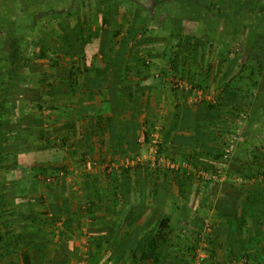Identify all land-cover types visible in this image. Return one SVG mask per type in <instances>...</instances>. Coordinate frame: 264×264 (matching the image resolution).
<instances>
[{
    "label": "crops",
    "instance_id": "0c3cea01",
    "mask_svg": "<svg viewBox=\"0 0 264 264\" xmlns=\"http://www.w3.org/2000/svg\"><path fill=\"white\" fill-rule=\"evenodd\" d=\"M61 1L63 3L67 1V4L63 5ZM249 1H254L251 5L253 9L256 4H259V7L255 9L259 13L257 14L259 18L253 25L262 27L264 25V0L263 3L259 2L261 0ZM74 4L75 0H0V20L14 24L16 28H20L19 32L22 34L29 32L34 37L32 38L34 42L37 43L35 44L37 49L38 43L45 45L50 49L49 57L59 56L65 63L68 56L62 52V49L54 48L53 45L57 44L62 34L59 27L63 24L74 27L76 22L72 19H57L56 16L71 12L74 10ZM131 8L128 10L132 11ZM39 11H46L47 14H40ZM148 12L150 16L156 15L159 19L160 16L162 17V4L160 9L156 10V14ZM126 16L125 27L127 29L137 24L131 25L130 14L126 13ZM47 17L50 20L48 25L53 28L43 34L38 27L40 21ZM122 17L120 16L119 19ZM190 17L193 18V15ZM154 24L153 20L149 23V27L152 28ZM99 25V22L93 24V32H96ZM11 40L7 31L0 28V44H6L5 51L2 52L4 58V53L9 52L8 44ZM96 41L98 46L102 47V40ZM244 41L247 40L244 39ZM93 51L88 50L87 54L92 56L100 52V50ZM117 51L115 49V52ZM26 58L30 59V56ZM46 62L47 68L38 65V63ZM33 63L34 61L30 66L22 69V74H25L27 78L25 82L22 81V77L19 78V85L12 84L7 68L0 67V123L4 124L0 126V235L3 237L0 264H25L27 261L29 264H56L58 260L55 257H58V250H63L68 245L59 240H64L65 235L75 234L74 230L77 227L82 230L84 225L91 227L90 230L94 231L95 236L98 235L94 237L95 242L92 249L96 252L97 246H101L99 255L102 256L101 260L107 257V251L112 252L110 264H159L155 256L162 249L168 253L167 257L161 260L162 264H184L180 256L194 247L195 233H198L200 226L207 220H210L214 227L211 229L213 238L211 249L214 252L212 263L264 264V191L256 196V204L244 211L245 206L242 204L246 202V193L240 197L235 188L238 190L243 187L251 189L256 186L252 184L253 182H248L243 178L241 181L245 183H233L231 180L234 177L233 173L238 174L241 171L238 166L241 165L238 154L241 150L231 161L234 167L228 164V175L231 181H223L222 185L217 187L216 184L210 186L205 181L206 185L186 181L188 186L186 185L183 191H180L176 181L162 180V187L164 188L163 185L166 183L167 186H165L168 188L162 198V214L171 218L172 227L171 237L164 243L156 235L160 216H155L149 204L152 200L151 195L146 194L145 197H141L127 193L125 198H114L104 191L110 182L108 177L103 175L101 164L105 160L113 161V157L117 163H123L127 161L124 157L142 151L140 150L141 145L137 148L135 141H142L144 135L138 129L135 130L136 121L133 117L135 116L138 124L141 125L146 121V116L143 118L142 114L139 116V109L137 114L136 111L122 113L119 106L113 109L110 104L114 94L120 101L128 98L131 89H136L134 84L138 79L134 77L135 69L132 68L131 71L124 73V66H113L111 74L116 78V82L110 83L104 78V82L99 83L97 80L103 77L95 78V70L96 68L101 69L102 66L96 65V68L90 69L89 78L81 81L74 93L70 91L69 83L65 79V73L69 71L65 65L48 66L49 59L35 60V64ZM44 74L57 77L59 82L51 87L42 84L39 82V76ZM118 78H121L120 82ZM142 86L158 92L155 99L157 98L156 102L162 106L163 100L160 95L162 81L158 80V83L153 86L150 84ZM150 94L149 89L139 95V104L143 109L151 102ZM38 105L44 107L42 112L39 111ZM50 106L55 109L49 113L46 108ZM201 107L184 108L182 118L185 124L190 123V130H183L180 133L183 135L182 138L189 139L191 144L179 145L180 147L177 145V147L181 149V153H198L197 156L209 153L213 161L214 155L221 152L219 140L226 136L227 130L208 133L209 131L205 132L203 128L207 122L211 123L210 120L215 122L213 126L218 122H223L230 127L232 120L225 112L216 113L214 111L211 115ZM69 111L73 113H68ZM156 115L162 117V123L167 126L178 122V118L174 120L175 111L169 114L160 111V114ZM220 116H222L221 120ZM140 129L144 131L143 128ZM166 132L168 131L164 130V134ZM180 133L173 131L171 140L175 141ZM168 135L164 137L170 142ZM197 139L200 141H196ZM61 140H66L68 145L71 143L75 147L76 154L94 157L100 164L95 177H90L95 173L93 166L83 168L80 163L76 164L77 162L73 160L76 159L72 155L73 152L70 153L71 148L53 149V144ZM55 151L58 153L55 154ZM261 151L259 150V155H255L261 156ZM59 153L63 156L58 155ZM10 157H13L14 161L11 162ZM15 160H17L16 163ZM209 160L210 158L207 159ZM62 161H64L63 165L78 168L77 178L69 176L64 179L50 180L46 173L35 177V172L38 170L45 172L54 167V164L60 165ZM17 163H20V166ZM83 174L88 175L89 178L83 180ZM87 180L91 187L100 188L103 193L99 196L88 193L85 183ZM19 181L25 184L23 189H18L16 183ZM159 183L161 184V181ZM174 185L175 197L171 195V188ZM203 187L207 189L208 194L204 195L205 188ZM88 202H93L94 212L87 210ZM138 207L141 209L138 210ZM88 218H90L89 222ZM189 231L188 236L191 238L183 236L182 232ZM137 234L139 235L135 237ZM134 238H137V244L126 255L118 257L117 254L129 242H133ZM132 252H137V260L132 256ZM148 253H150L149 256ZM68 260L69 258L67 260L64 258L66 264L71 261ZM108 262L107 260L106 263Z\"/></svg>",
    "mask_w": 264,
    "mask_h": 264
},
{
    "label": "rangeland",
    "instance_id": "374dc122",
    "mask_svg": "<svg viewBox=\"0 0 264 264\" xmlns=\"http://www.w3.org/2000/svg\"><path fill=\"white\" fill-rule=\"evenodd\" d=\"M134 3L130 6L128 3L123 2L120 4V10H119V16H122L123 14L129 13L131 19V25L134 23H137L139 18H142L145 13L148 11H151V14H156V10L160 9V6L162 4V17L160 16L159 19H157L156 15L153 17L157 20H155V24L151 29H154L153 31L158 37L157 43H150V42H144L139 47L140 54H144V56H147L149 53V49L155 48V52H163V51H169L171 48V40H169V29L164 27L165 20L167 19V9L175 8L176 12L174 13L176 17L183 19H189L194 20L200 17L201 13L205 14L206 18L204 22L201 24V30H199V38L198 40L192 42L191 45H189V42L185 43V53H189V55L192 53V57L185 60L182 57V60H180L179 63V71L177 72L176 76L171 73L172 64L167 59H150L149 63L151 65L152 71L157 72L159 70H162V91L160 95L162 96V106H160L155 99L156 91L151 92V102L146 104V107L143 109L142 105L139 104V116L145 117L146 121L142 123L140 126L143 128L144 131H149L151 121L154 120L155 126L149 132L152 134H158L160 138L161 144H159V150L162 148L163 150H160L162 152L158 153L156 158L154 159L151 157L150 154V143L145 142L144 139L141 141L139 140V147L141 145V148L139 153L137 154H131L124 159L123 163L118 162L113 157L111 161L115 165H117L120 168L128 167H136L137 165H142L144 167V170H155L157 167L160 168L159 174L153 176L156 181H171L176 178V174L174 172L179 170H187L184 165L187 164L192 169L195 167L194 163L191 162L190 157L187 159H184L182 156L183 154L180 152V146L177 147L178 143H174L172 141V135L173 131H177L180 133L183 130H190L188 122V125L184 123V119L182 118V113L184 108L188 109H194L195 107L202 106L201 108L206 111V113H212L215 111L216 113H223L225 112L230 119L232 120L230 124L232 126L227 127L228 124H224L223 122H218L216 125L213 126V123H215L213 120H210L207 122L206 126L203 128L205 132L209 131L208 133H213L214 131H226V136L224 138L220 139V150L221 153L223 152L226 145L229 143L230 140L235 141V149L232 154V158L230 160V165H232L231 161L236 157L237 153L240 151L239 158H240V164L238 165L241 169V173L238 174L233 173V176L231 180H233V183H245L243 181H237L238 179L244 178L243 176H246L244 180H247L248 182H253L252 184H255L256 187L262 188L264 186V69L263 71L260 69L258 63H256L253 60V52H252V46L254 43V39L256 38L258 33L264 34V25L262 27H258L256 25H253V23L257 22L256 19L259 18L255 9L256 7H259V4H256L255 9L251 7V5L254 4V1H246V0H208L209 6L205 7V11L201 10L200 8H196L195 12L190 7V4H200L204 0H132ZM158 1V3H157ZM206 1V0H205ZM260 3H263V0L259 1ZM61 3H63L61 1ZM244 3H246V7L244 6ZM67 1L63 3V5H66ZM69 4V3H68ZM241 4V5H240ZM157 5V6H156ZM132 7V11L128 10ZM173 9L171 10L173 13ZM247 9V10H246ZM88 15H91L92 11L87 10ZM86 12V13H87ZM41 14H47L46 11H39ZM49 13V12H48ZM65 13V12H63ZM66 14V13H65ZM60 14L59 16H56V18H62L64 20H71L68 19L67 14ZM83 15V14H82ZM193 15V18L190 17ZM158 16V15H157ZM169 16V15H168ZM172 16V14L170 15ZM47 18H44L42 21H40V26L38 27L41 30V33L47 32L53 27H50L48 25V22L50 20ZM60 18V19H61ZM72 21H74L72 19ZM174 22V20H171ZM187 20H184V22ZM164 22V23H163ZM189 22V21H188ZM200 22V21H198ZM260 22V21H259ZM264 22V21H263ZM191 23V22H190ZM194 23V22H192ZM245 23V24H244ZM249 25H246L248 24ZM100 26H98L96 29H99ZM131 29L134 31V25H132ZM197 31V26H194V30ZM188 32L189 34H195L196 31ZM106 34L105 31H101L100 35ZM151 34V35H152ZM29 32L25 35L26 44L25 48L23 49V55L22 59L26 56H30V63L28 61L25 66H30L31 62L34 61L33 64H35V60L40 61L41 58H39L40 54V45H38V49L36 48L37 43L34 42L32 38V35ZM125 37H129L128 33L124 34ZM248 37V39H247ZM25 38V39H26ZM160 39V40H159ZM247 40V41H244ZM32 40V41H31ZM208 41L210 42V45L212 46V49L209 51L206 58L204 57L203 53V42ZM129 44L132 45V42L129 41ZM175 45L174 43H172ZM9 45V52H10V43ZM122 45V44H120ZM153 46V47H150ZM54 48L59 47V42L57 41L56 45H53ZM131 46H126V48H130ZM100 48H102L100 46ZM118 49V47L116 48ZM8 52V53H9ZM32 54V55H31ZM2 56V50L0 49V67L7 64L8 67H10V60L9 59H1ZM184 59V60H183ZM9 60V61H8ZM27 61H23L25 63ZM48 62V61H47ZM46 63H38V65L43 66L45 68ZM65 62V61H64ZM66 64V63H64ZM96 65L101 66L98 62ZM48 66L49 63H48ZM244 67V70H243ZM47 68V67H46ZM194 68L196 70H194ZM230 69L233 70V75H236L234 80V85L238 86H247L246 84H250V75L251 71H254L255 75L253 76L255 82H257V86L254 87L251 90H245L242 93L247 96V98L254 103L255 101L259 100L260 104L257 106L258 108L255 109L254 105L250 108V110L241 112L239 116L236 115V117H232L230 113H228L227 110H220L217 108L210 109L207 107V105H213L215 106L217 104L218 98L223 94V91L225 90V77L229 74ZM41 82L43 80V76H39ZM139 80H135V83ZM46 83V81H43ZM152 83V84H151ZM158 83V80H151L150 85L153 86L154 84ZM155 93V94H154ZM199 94H201V98L199 97ZM211 98L212 100H208L205 98ZM203 98V99H202ZM203 101L208 102L204 103ZM161 102V101H160ZM258 102V101H257ZM147 103V102H146ZM160 111L162 113L169 114L171 111L176 112V116L174 117V120L178 118V122L172 129L170 125H166L162 123V117H158L156 114H160ZM144 113H146L144 115ZM208 113V114H209ZM152 114V115H151ZM156 119V120H155ZM222 119V116H220V120ZM186 125V127L184 126ZM176 128V129H175ZM191 128V127H190ZM164 130H167L164 134ZM138 131L142 132L144 135V131L142 129H138ZM169 134V135H168ZM150 135V137H151ZM165 135L169 136V141L166 140ZM182 133H180L179 137H182ZM174 140V139H173ZM151 142V140H150ZM70 153L75 156L76 159H73L76 164H81L83 168H87V163L83 162L81 155L76 154L75 147H71ZM178 151H177V150ZM259 150H262L260 158L254 157L255 154H258ZM67 154L69 152H66ZM192 155L191 153H189ZM218 153L217 155H219ZM259 155V154H258ZM263 155V156H262ZM63 156V155H62ZM215 156V155H214ZM112 157V156H111ZM63 158V157H62ZM77 159H80L77 161ZM194 160V159H193ZM64 161L60 162L61 164ZM257 163V164H256ZM260 163V164H259ZM220 164V162H216L214 159L213 162V170H215V167ZM79 166V165H78ZM179 166V167H178ZM234 167V165H232ZM81 167V166H80ZM72 174L69 175L74 178H77L78 168H75V166H69ZM256 168V170H255ZM147 170V171H148ZM171 172V179H168V177L165 175L166 172ZM188 174L187 176L191 177V182L195 181L197 184H205L203 179L198 178L197 174L194 172H189L187 170ZM199 172V171H197ZM191 173V174H190ZM106 177L107 173L104 172ZM237 175V176H236ZM238 175L240 177H238ZM254 175V176H252ZM67 176V177H69ZM236 176V177H235ZM252 176V177H251ZM150 178V177H149ZM166 178V179H165ZM230 179L228 175L227 181ZM154 180V181H155ZM229 180L228 182H230ZM163 181V182H164ZM226 181V180H225ZM224 181V182H225ZM109 185V184H108ZM206 185V184H205ZM213 184H210L212 186ZM222 185V183H217L216 187ZM215 186V185H214ZM247 186H254V185H247ZM246 186V187H247ZM262 186V187H261ZM110 186H108L104 191L106 193L110 194ZM205 188V187H203ZM202 188V189H203ZM264 188V187H263ZM82 191V189H79ZM175 185L171 188V195L175 197ZM207 189H204V195L208 194ZM78 192V191H74ZM199 193V192H198ZM201 195V192H200ZM203 197V195H202ZM89 219L87 221L89 222ZM201 224V223H200ZM189 227V226H188ZM91 227L85 226L81 230L79 227H77L74 231L75 234L73 235H65L64 240H59L62 243H67L66 249L68 250V256L70 262L68 264H95L96 261V252L93 251L92 245L95 242V238L98 235H94V231L90 230ZM213 224L210 220L205 221V223L200 226V230L197 231L198 233H195V242L194 247L192 248V253L190 254L192 259L191 264H196L198 262L200 256H205L206 259L202 261V264H214L212 263V257L210 256L209 251V242L208 238L212 237V231ZM178 230H182L178 228ZM193 230V229H192ZM183 231V230H182ZM74 233V232H73ZM189 232H182L183 236L186 235L187 238H191L188 236ZM194 233V232H193ZM182 236V237H183ZM71 237V238H70ZM71 246H69L70 244ZM58 257L56 260V264H59L64 259L62 253L58 250ZM56 256V255H55ZM71 258V259H70ZM198 259V260H197ZM59 260H61L59 262ZM62 264V263H61Z\"/></svg>",
    "mask_w": 264,
    "mask_h": 264
},
{
    "label": "trees",
    "instance_id": "16d2710c",
    "mask_svg": "<svg viewBox=\"0 0 264 264\" xmlns=\"http://www.w3.org/2000/svg\"><path fill=\"white\" fill-rule=\"evenodd\" d=\"M123 2H126L129 5H132L134 3L132 0H75L74 10H72L71 12L68 11L66 12V14H67V17H69L68 19H73L74 22H76V24L74 25V27L73 26L71 27V25L67 26L66 24H63L62 27L61 26L59 27L63 34L59 36V40H58L60 43L59 50L62 49V52H64L66 56H68V60L65 62L66 64L62 62V58L59 56L49 57L48 52L50 49L40 43H38V45L41 46L40 47L41 52L39 54V58L49 59V65L51 67L65 65L66 68L69 69L68 73H65V79L69 83L70 91L74 93H75V88L80 86V82L89 78L88 74H89L90 69L93 70L94 68L98 66V65L96 66L97 62L102 66L101 69L96 68L95 70V78L103 77V79L97 80V82L99 83L104 82V78L108 79V82L110 83L114 81L116 82L115 80L116 78H114L113 74H111V67L113 66H118V65L124 66V73L129 72L131 71L132 68H134L136 72L134 77H136L139 80L138 82L134 84L136 89L134 90L131 89L132 91L131 90H130L131 92L129 91L130 93H129L128 98H124L120 101L117 95L114 94V96L110 100V104L113 109L118 108L119 106L122 113L136 111L135 113L137 114L138 108L140 107L138 105L140 101L139 95L144 94L146 91H149V89L152 92V88H148L147 86H142V85L150 84L151 80H156V81L161 80L162 81V70H159L157 72L152 71L151 65L149 63L150 59H156V58L167 59L168 58V60L172 64L171 73L176 76L177 72L179 71L178 62L182 60V57L185 60L190 58V56L192 57V53L189 55L190 52L189 53L184 52L185 43L189 42V45H191L192 42L196 41V39L198 40L199 38L198 34L200 32L199 30H201L202 28L201 24L202 22H204L206 18H204L205 14L201 13L200 17L197 18L196 21H194L195 20L194 19V20H188L191 23L188 21L184 22V20L186 19L181 20L179 17L177 18L176 15L174 14L176 12L175 8L167 9V16H166L167 19L165 20L164 27L166 28V33H167V28H170L169 29V33H170L169 40H171L170 41L171 48L169 51L155 52V48L153 46H150L153 48L149 49V53L147 56H144V54L143 55L142 53L140 54L141 51L139 47L146 41L152 44L158 42L157 35L152 34V32H154L153 31L154 29H151V27H149V23L153 20L155 21V18H153V16H150L149 12L148 13L146 12L145 15L142 18H139V20L137 21V24L134 26L135 28L134 31L131 28L127 29L125 27V23H126L125 20L127 19L126 14L125 15L123 14L122 15L123 17L121 19H119L120 17H118L119 10H120V4ZM34 3H38V2H34ZM209 5L210 4L208 0L206 1L204 0L200 4L191 3L189 8L194 10V12L196 8L197 9L200 8L204 12H207L205 11V7ZM172 9H173V13L171 11ZM87 10L92 11L91 15H88ZM171 14L172 16H170ZM171 20H174V22H172ZM98 22L100 23L99 25L100 28L96 29V32H93L92 30L93 24L98 23ZM194 26H197V31L196 29L194 30ZM0 28H4V30L7 31V35L10 36V38H12L11 43H10V48H11L10 52L4 53L5 58L1 56V59H9L11 66L8 67L7 64L3 66L7 68L10 82L12 84L19 85L20 84L19 78L22 77L23 82H25V79L27 78L25 74H22L23 73L22 69L26 67L25 64L28 63L29 59H27L26 57L22 59V56H21L23 55V49L26 46V44H24L26 42V39H25L26 33L24 34L20 33L19 32L20 28L18 29L14 26V24L3 21L2 19L0 20ZM24 30L26 29L24 28ZM193 30L196 31L195 34L188 33ZM101 31H105L106 34L100 35ZM126 33H128L129 37H125L124 34ZM100 39L102 40V48L98 46L99 44L96 41ZM129 41L132 42V45L129 44ZM174 41H175V45L172 44L174 43ZM5 45L6 44L4 45L0 44V49L2 50V52L5 51L4 49ZM128 45L131 47L126 48V46ZM203 45L204 46H202L203 48L202 54L206 58L209 51L212 49V46L210 45V42L208 41H204ZM117 47L118 49H116ZM115 49L118 51L115 52ZM251 49L253 52V60L256 63H258L260 69L263 71L264 69V34L263 33L257 34L256 38L254 39V43ZM88 50L89 51L90 50L92 51L100 50V52L98 54L94 53L91 56V54H87ZM23 61H27V62L23 63ZM243 70H244V67H243ZM254 75H255L254 71H251L250 84H246L247 86L245 87L238 86V85L235 86L234 80H235L236 75H233V70L230 69L229 74L226 75L225 81L223 82L225 83L224 84L225 90L223 91V94L220 96V98H218L217 104L215 106L207 105V107H209L210 109H214V108H217L220 110L225 109L228 111V113L231 114L232 117H236V115L239 116L241 112L250 110L252 105H254V108L257 109L258 108L257 106H259L260 101L257 100L258 102L255 101L254 103H252V101H250V99L247 98V96H245L242 93L246 89L251 90L258 85L257 82L253 81ZM41 76H43V80L41 81V83L46 84L49 87L59 82L57 77L47 76L45 74ZM125 77L127 78V75ZM118 79H119L118 82H120L121 78H118ZM43 81H46V83H44ZM21 95H22V91H21ZM203 102L208 104V102L206 101H203ZM38 106H39L38 107L39 111L42 112L44 107H42L41 105H38ZM46 109L49 110V113H50L55 108L50 106V107H47ZM68 113H73V112L69 111ZM133 118L136 121V126L134 124L135 130L141 128V126L138 124L136 120L137 118H135V116ZM3 125L4 124L0 123V126H3ZM175 125H176V122L172 124L171 126L172 129L176 127ZM186 125H188V123H186ZM154 126H155V123L151 122L149 131L148 130L144 131V141L145 142L150 143L151 134L149 132H151ZM181 138L182 137L176 138L174 143L176 144L179 143L178 146L179 145L188 146L191 144L189 139H183V138L181 139ZM196 141L199 142L200 140L197 139ZM66 142H67L66 140H61V142L59 143H54L53 149L55 150H57L56 148L63 149V147L71 148L72 144L70 143L68 145L66 144ZM135 144H136V147L138 148L139 142L135 141ZM160 150H163V149L160 148ZM56 153H58V151H55V154ZM161 153L162 152H160V154ZM182 154H183L182 156L184 157V159H187L190 157L191 162L194 163V166H195L194 169L196 171V174H197V171H201V170L209 171V172L214 171L213 170L214 160L212 161L213 157L209 153H206L205 155H200V156H197L198 153L190 155L189 153L182 152ZM58 155H62V154L59 153ZM254 157L260 158V156L258 155H255ZM60 158L62 159V156ZM81 158L83 162L87 163V168H89L90 165L93 166L92 169H93V172L95 173L93 175L91 174L90 177L92 178L95 177L98 173L97 168L100 166V164L97 163L94 157L92 156L89 157L84 154V155H81ZM209 158L210 160L207 161V159ZM222 158H223V155L221 152L219 155L214 156V159L216 162L221 163ZM10 159H11V162L14 161L13 157H10ZM187 160L190 161L189 159ZM16 161L17 160H15V163ZM108 163H112V162L109 160H105V162L101 164V166L104 164H108ZM17 165L20 166V163H17ZM147 170L145 171L142 165H137L136 167L128 166L126 167V169L120 168L119 170L118 168V170H112V172H109V173L105 172V173H107V176L110 182V185H109L110 194L114 198H118V197L125 198L127 193H131L134 195L136 194L141 197H145L146 194L151 195L152 200H150L149 204L151 205V208H153V213L155 214V216H160L159 229L156 235H158L159 239L162 242L166 243L170 239L171 233H172L171 232L172 227L170 225L171 218L167 215L162 214V210H163L162 209V198L165 196L168 188L166 187L167 186L166 183H165L166 186L163 185L164 186L163 188L162 182L160 184L159 181H156L157 179L155 180L153 177L159 174V171H160L159 167H157L153 171L152 170L147 171ZM171 172H174V171H169L168 173V170H167L165 174L168 177V179H171L172 177ZM45 173L48 174L50 180L51 179L53 180L64 179L67 176L72 174L69 168V165L68 166L63 165L62 163L60 165L54 164V167L46 170L45 172L42 170H38L37 172H35V177L38 176V174L41 175ZM61 173L63 174V176L60 175ZM174 174H176V178H174V181H176L177 184L179 185V190L183 191L184 187L186 185L188 186L187 182L191 181L190 180L191 177L187 176L188 174L187 170H183V171L179 170V171L174 172ZM83 176H84L82 178L83 180L89 178V176L86 174H83ZM243 177L246 178V176H243ZM182 180L184 182H182ZM85 183H86V191L88 193H91L97 196L103 193V191L100 188L97 189L96 187H91L88 184L90 183L89 180H87V182L85 181ZM16 185L18 186V189H21V188L23 189V187L25 186V184H23L20 181L17 182ZM128 185H130L131 190H130V187L128 188ZM148 186L150 187V189ZM263 187L262 188L253 187L251 189H246L245 187H243L239 189L241 190L240 192L237 188H235V190L238 192L240 197L244 193H246V198H245L246 202L242 204L243 206H245V208L243 209L244 211L246 209H249V207L251 206L253 207L256 204L257 202L256 196H258V194L263 193L264 191ZM92 203L93 202H88L87 210L94 212L93 211L94 206ZM140 209L141 207H138V210ZM159 213L161 215H158ZM91 219L94 220V218H91ZM168 231L170 232L167 233ZM139 234H137L135 237H137ZM2 238H3L2 235H0V256L3 253ZM212 241H213L212 237L208 238V242H209L208 252L210 253V256L213 259L214 252L211 249ZM136 244H137V238H134V241L129 242V244H127L124 247V249L117 254V256L122 257L126 255L128 251L131 250ZM100 247L101 246L99 247L97 246V249H96L95 254H96L97 259L95 261V264H103V263H106L107 260L109 262L106 264H110V260H111L110 256L112 255V252L107 251L106 252L107 257L105 256L104 259L101 260L102 256H99L101 253ZM68 250L69 249H66V248H64L63 250L62 249L60 250V252L62 253L63 257L66 260L67 258H69L67 254ZM192 251H193L192 249L187 250L185 253H183V255L180 256V260L182 263L184 262V264H191L190 261L194 259L190 255ZM132 253H133L132 256L136 258L137 260V252H132ZM150 253H148V256ZM167 254L168 253L164 251L163 249L159 250L156 253L155 258L157 259V261L160 262L159 264H162L161 260L165 259L167 257ZM65 262L66 261H64L63 259L62 264H66ZM25 264H29L28 261L27 263L25 262Z\"/></svg>",
    "mask_w": 264,
    "mask_h": 264
},
{
    "label": "built area",
    "instance_id": "2783aa9c",
    "mask_svg": "<svg viewBox=\"0 0 264 264\" xmlns=\"http://www.w3.org/2000/svg\"><path fill=\"white\" fill-rule=\"evenodd\" d=\"M199 97L200 98L202 97L201 94H199ZM205 99L212 100L211 98H205ZM159 144H161V142H160V138H159L158 134H152L151 135V142H150V154H151V157H153L154 159L156 158V156L159 153ZM234 149H235V141L230 140L222 152V155H223L222 161L220 164H218L215 167V170L211 171V172L201 170V171L197 172V177L205 180V182L207 184H217V183H222L223 181L227 180L228 179V170H229L228 164L232 158V154L234 152ZM127 166H129V165H127ZM184 167L189 172L196 173L195 169L194 168L192 169L187 164H185ZM118 168L119 167L117 165H115L114 163H108V164H104L101 166V169L107 173L112 172V170H116ZM60 175L63 176L62 173ZM241 180L242 179H238L237 181H241ZM204 259H206L205 256H200L199 260L197 259L198 262H196V264H202V261Z\"/></svg>",
    "mask_w": 264,
    "mask_h": 264
}]
</instances>
